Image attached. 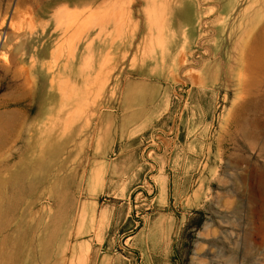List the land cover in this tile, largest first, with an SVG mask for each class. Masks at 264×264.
<instances>
[{"label":"rangeland","instance_id":"374dc122","mask_svg":"<svg viewBox=\"0 0 264 264\" xmlns=\"http://www.w3.org/2000/svg\"><path fill=\"white\" fill-rule=\"evenodd\" d=\"M38 5L0 0V264H264V0Z\"/></svg>","mask_w":264,"mask_h":264},{"label":"bare ground","instance_id":"6f19581e","mask_svg":"<svg viewBox=\"0 0 264 264\" xmlns=\"http://www.w3.org/2000/svg\"><path fill=\"white\" fill-rule=\"evenodd\" d=\"M38 1L39 0H32V3H34L36 6L38 5ZM111 5V4H110ZM40 5H38V9L37 11L39 10L40 11ZM109 6V5H108ZM51 8V7H50ZM111 9V8H110ZM38 11V12H39ZM40 13V12H39ZM103 13V12H102ZM18 14V13H17ZM22 14V13H20ZM19 14V15H20ZM62 14H65L66 15H69L68 12L66 10H57V9H54V11L52 12L51 14V18H52V21H53V30L51 32V34L54 36V39H53V49L51 50V55L53 57V67H54V74H52V82H57L59 80V61H58V53H59V36H58V33H59V29H60V19H61V16L63 17L64 15ZM82 14V13H81ZM84 14V13H83ZM94 14V13H93ZM23 15V14H22ZM22 15H20L19 17H21ZM48 15V14H47ZM70 15H72V13H70ZM75 15V13H74ZM80 15V14H79ZM91 15V14H90ZM112 15V14H111ZM69 17V16H68ZM75 17H78L75 15ZM85 17V15H84ZM86 17H89L88 15ZM106 17V16H105ZM92 18V17H90ZM112 18V16H111ZM74 19H77V18H74ZM83 19V17L81 18ZM87 18H85L84 20H86ZM15 20V19H14ZM16 20L18 22V18H17V15H16ZM15 20V21H16ZM22 20V18H21ZM72 20V19H71ZM84 20L82 21L83 23ZM88 20V19H87ZM107 20V18H106ZM74 21V20H73ZM102 21V20H101ZM22 22V21H21ZM79 22V20H78ZM81 22V21H80ZM13 23V22H12ZM75 23V22H73ZM72 23V24H73ZM82 23V25H83ZM9 24H10V21H9ZM15 26H16V23H13ZM21 24V23H20ZM26 24V23H25ZM42 24V23H41ZM71 24V23H70ZM79 24V23H77ZM101 24V23H100ZM24 25V24H23ZM76 25V24H75ZM89 25V24H88ZM12 26V25H11ZM85 26V25H84ZM10 27V26H9ZM13 27V26H12ZM31 27V26H30ZM29 27V28H30ZM38 27V26H37ZM40 27V26H39ZM41 27H44L43 24ZM75 27V26H74ZM86 27V26H85ZM89 27V26H88ZM73 28V27H72ZM77 28V27H76ZM104 28V27H103ZM13 29V28H12ZM34 29V28H33ZM32 29V30H33ZM62 29V28H61ZM20 30V28H19ZM27 30V29H26ZM42 30V29H41ZM44 30V29H43ZM66 30V29H65ZM74 30V29H73ZM71 30V31H73ZM80 30V29H79ZM23 31V30H22ZM104 31V30H103ZM17 32V31H15ZM19 32V31H18ZM28 32V31H27ZM33 32V31H32ZM65 32V31H64ZM68 32V31H66ZM41 33V32H40ZM20 34V32H19ZM18 34V35H19ZM42 34H44V31H42ZM41 34V35H42ZM29 35V34H28ZM16 36V35H15ZM16 37H11V40L14 39ZM4 39V38H3ZM1 41V40H0ZM4 41V40H3ZM10 41V38H8L7 42ZM65 42V41H64ZM17 48V47H16ZM21 48V46H19V49ZM18 51V50H17ZM61 54V53H60ZM22 55V54H21ZM24 55H22L19 59L18 62H14V68H13V71H12V76H11V79H12V82L13 83H19V87H26L28 85V81L31 80L32 78L30 77V73L33 72V70L35 69L34 66H29L27 67L26 65H24V58L23 57ZM9 59V58H7ZM32 60V59H31ZM6 62V61H5ZM6 64V63H5ZM52 70V69H51ZM7 71V70H6ZM31 78V79H30ZM31 82H33V79L31 80ZM17 86V84H14ZM34 85V84H33ZM56 87V85H55ZM58 87V86H57ZM56 89V88H55ZM21 113L17 112V111H11V112H6V113H3V114H0V122L3 123V122H11V121H14L18 115H20ZM9 141H8V138L6 137V135L3 133V131H0V162L3 161L5 159L4 156V153H3V150L6 148V146L8 145ZM1 165V163H0Z\"/></svg>","mask_w":264,"mask_h":264}]
</instances>
